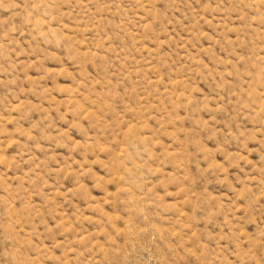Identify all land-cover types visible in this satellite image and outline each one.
<instances>
[{
  "label": "rangeland",
  "instance_id": "rangeland-1",
  "mask_svg": "<svg viewBox=\"0 0 264 264\" xmlns=\"http://www.w3.org/2000/svg\"><path fill=\"white\" fill-rule=\"evenodd\" d=\"M0 264H264V0H0Z\"/></svg>",
  "mask_w": 264,
  "mask_h": 264
}]
</instances>
